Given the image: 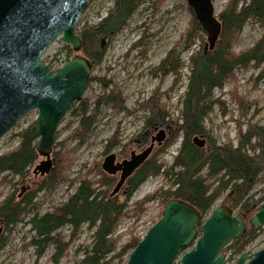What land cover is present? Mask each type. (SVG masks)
<instances>
[{"label":"trees","instance_id":"trees-1","mask_svg":"<svg viewBox=\"0 0 264 264\" xmlns=\"http://www.w3.org/2000/svg\"><path fill=\"white\" fill-rule=\"evenodd\" d=\"M143 3L144 0H116L113 10L106 19L95 27L86 26L79 33L82 39L81 55L94 64L93 70L103 63L105 57L106 48L102 47L103 39L108 37L107 42H111L127 26ZM218 20L221 26L220 33L217 41L211 45L204 39L207 33L202 29L195 14L193 15L187 33L191 42L187 43L186 48L193 47L197 38L202 40L203 46L199 53L190 58L191 76L187 91L180 103L181 109L177 121H174L165 106L161 104L158 91L140 104V108L146 114L144 130L153 126L170 127L169 130L173 126L176 128L170 138L167 136L164 143L156 147L161 148L162 153L183 136L179 154L172 164L159 163L158 158H153L151 155L124 185L125 189H129L130 198L151 177L161 176L169 182L167 189L158 190L140 204L161 201L165 205L169 200L177 199L195 206L202 217H205L226 192L228 193L225 198L226 205L232 209L239 208L243 215H252L264 202V197L256 198L257 194L254 193L260 178L264 177V124L252 122L258 112L252 115L251 120L246 119L251 113L253 103L238 97L234 92V98L240 106L241 117L247 120L244 124H241V119L238 120L237 146L231 141L219 144L206 129L207 119L220 103L214 98L215 90L221 89L226 81L234 77L235 71L239 68L255 67L256 69L264 66V39L244 52L236 54L234 51L236 41L248 22L264 24V0H231L218 16ZM142 43V39L135 43V49L142 46ZM64 49L66 60L69 61L74 51L67 45ZM182 67H184L183 63L181 64L179 56H175L173 50L160 64L159 70L178 75ZM96 80L101 82V94L95 97L94 102L87 98L82 99L74 105L76 108L72 111V115L79 118L78 126L72 133V139L78 140V145L87 141L93 133L103 109L113 108L118 113L132 114L126 107L127 98L120 88L113 86L112 80L91 76V83ZM257 80H264V69ZM243 126H247L245 131ZM31 128L17 134L20 140L18 147L0 158V174H9L3 178V183L16 187L13 181L17 177L20 178L18 184L21 185L20 190L13 188L8 197L0 203V222L3 228L11 230L24 223L27 214L31 212L32 217L25 222L34 233L29 246L35 249L38 259L53 247L55 251L52 262L59 264L68 254L71 244V242H63L60 232L68 227L72 230V239H74L83 226L87 225L88 230L92 231V243L77 249L73 264H111L113 259L120 258L118 256L110 258V256L116 250L113 238L121 219L125 217L127 206L120 203L118 195H111L117 183L116 176L100 172L98 181L80 178L74 180L73 182H78L79 186L67 202L44 215L33 213L31 211L34 206L33 201L38 192L54 189L65 182L72 185V181L66 175L68 161H65L66 157L58 153L57 149L53 153L56 163L52 171L44 177H38L39 179L32 178L25 181L29 169L40 159L35 148L38 138L32 133ZM59 135L60 133L58 138ZM147 139L144 133L138 135L139 148L146 145ZM202 142L205 143L204 147L201 145ZM119 145V131H117L108 141L104 154H109ZM57 146L63 148L62 143H58ZM109 189H112L111 193L108 192ZM257 238L259 234L255 230H250L242 239L235 241L228 250H231L232 256L241 255ZM7 243L8 238L0 233V251ZM139 243L140 241H137L130 248L134 250ZM126 251L124 249V252Z\"/></svg>","mask_w":264,"mask_h":264},{"label":"rangeland","instance_id":"rangeland-1","mask_svg":"<svg viewBox=\"0 0 264 264\" xmlns=\"http://www.w3.org/2000/svg\"><path fill=\"white\" fill-rule=\"evenodd\" d=\"M115 1L90 0L77 25V34L79 35L86 26L95 27L106 19L110 11L113 10ZM230 1H213L217 16L225 10ZM193 15L194 13L187 0H144L143 5L132 16L127 26L111 42L106 41L104 44L105 38L103 39L102 45L106 48L105 57L103 63L93 70L91 76L97 79L112 80L113 86L120 88L127 98L126 107L132 114L118 113L113 108L103 109L93 133L87 141L78 145L79 141L72 139V133L78 126L79 118L72 115V111L76 106L72 107L57 133L56 145L62 143L63 148L60 146L54 147V151L57 149L58 153L66 157L65 161H68L66 175L72 181V185L65 182L54 189L38 192L34 199V203H37V205L33 206L31 210L33 213L44 215L67 202L79 186L78 182H73L74 180L80 178L81 180L98 181L100 178L99 173L103 172L102 164L108 155L104 154L108 141L115 136L117 131H119L120 145L113 148L111 152L118 156L119 161L129 159L133 151L139 153L149 146L151 142L149 139H147V143L143 148H139L137 144L138 135L145 134L147 130L151 129L150 127L144 130L146 114L140 108V104L146 102L156 91L159 92L161 104L165 106L166 111L174 121H177L180 115V103L187 91L189 77L191 76L190 58L199 53L203 46L202 40L197 38L193 47L186 48L187 43L191 42L187 33L191 27ZM138 39H142L143 43L142 46L135 49ZM204 39L207 41V34ZM261 39H264V24L250 21L237 39L234 51L236 54L244 52L252 48ZM66 45L72 49L71 45L64 43L61 39L56 40L44 54L43 62L51 65L54 70L62 68L70 61L66 60L64 49ZM173 50H175V56H179L181 64L184 65L178 75L159 70L160 64L168 53ZM263 69L264 66L256 69L255 67L239 68L235 71L234 77L226 81L221 89L215 90L214 98L219 100L220 103L217 104L207 119L206 129L219 144L231 141L234 146L238 145L239 119H241V124H244L247 120L253 118L252 115L258 112L252 122L264 124V80H257ZM101 91L99 80L90 82L83 99L87 98L94 102L95 97L100 95ZM234 92L237 93L238 97H243L253 103V108L246 118L247 120L241 117L240 106L234 98ZM224 110H226V114H224ZM37 116V110L28 113L8 134L0 139V158L10 154L18 147L20 140L17 134L33 127ZM246 129L247 126H243V131ZM175 131L176 128L173 126L168 138ZM182 141L183 136H180L178 141L164 153L161 152V148H156L152 157H157L159 163L172 164L174 158L179 154ZM52 159L55 165L56 160L53 154ZM42 160L43 158L40 157L29 169L25 181L32 178H41V176L39 178L35 177L33 171ZM8 175V173L0 174V203L8 197L13 188H16V190L21 188V185L18 184L20 178L17 177L13 181L16 187L3 183V178ZM115 178L118 181L119 175ZM168 187L169 182H166L163 177H151L139 187L132 197H128L129 189L127 188H124L117 196L120 203L127 206L125 217L121 219L113 238L116 243V250L110 256V258L116 256L120 258L113 259L111 264H126L134 251L130 247L135 245L137 241H141L147 232L161 219L166 204L163 205L161 201L140 203L146 200L147 197L154 195L158 190L167 189ZM111 191L112 189L108 190L110 193ZM254 193L257 194L256 198L264 197V177L260 178ZM227 194V192L224 193L216 201L204 218L220 206L228 207L225 200ZM257 209L252 215L241 214L239 208L232 210L235 214L242 215L248 222L256 214ZM31 217L30 212L27 214L25 222ZM25 222L11 228V230L9 229L10 231L3 228L0 222V233L8 238L7 245L0 251V264H54L52 262L55 251L53 247H50L43 257L37 258L35 249L29 246L34 233ZM250 230H255L259 234V238L247 246L243 253L256 252L264 248V228L257 230L248 225L246 234ZM60 233L63 242H71V244L68 254L59 264H73L77 249L80 246L92 243V231L84 226L74 239H72L73 232L68 227ZM234 242H231L223 251L229 259L228 264H236L239 258V255L232 256L231 250H228ZM124 249L127 251L124 252Z\"/></svg>","mask_w":264,"mask_h":264},{"label":"water","instance_id":"water-1","mask_svg":"<svg viewBox=\"0 0 264 264\" xmlns=\"http://www.w3.org/2000/svg\"><path fill=\"white\" fill-rule=\"evenodd\" d=\"M187 1L207 33L208 44H214L221 27L214 0ZM89 3L90 0H0V139L28 113L38 111L31 131L38 138L35 148L43 160L33 171L35 177L52 171L60 125L83 99L90 84L94 64L81 55L82 39L76 32ZM58 39L71 45L75 54L62 68L54 70L42 58ZM166 138L162 128L153 142L161 146ZM155 147L153 143L141 153L133 152L122 162L115 153L105 158L103 172L120 175L112 196L120 193ZM248 225L257 230L264 228V203L247 222L226 206L203 218L195 206L171 199L162 218L134 249L127 264H228L224 249L241 239ZM236 264H264V248L243 253Z\"/></svg>","mask_w":264,"mask_h":264},{"label":"flooded vegetation","instance_id":"flooded-vegetation-1","mask_svg":"<svg viewBox=\"0 0 264 264\" xmlns=\"http://www.w3.org/2000/svg\"><path fill=\"white\" fill-rule=\"evenodd\" d=\"M107 39H108V37H105V42H103L104 44L106 43V41H107ZM104 46V45H103ZM167 134H166V136L168 135H170V131H168V129H167ZM161 134V129H158L157 128V126H153V127H151V129L150 130H147L146 131V133H145V135H146V137L151 141L150 142V145H152L153 143H155V146L157 145V141H154L153 142V139H156V138H158V136ZM144 146H142V147H140V148H143Z\"/></svg>","mask_w":264,"mask_h":264},{"label":"bare ground","instance_id":"bare-ground-1","mask_svg":"<svg viewBox=\"0 0 264 264\" xmlns=\"http://www.w3.org/2000/svg\"><path fill=\"white\" fill-rule=\"evenodd\" d=\"M111 195H112V194H111ZM33 204H34V206L37 205V203H34V201H33ZM84 226H87V225H84ZM84 226H83V227H84ZM227 246H229V244H228ZM227 246H226V247H227Z\"/></svg>","mask_w":264,"mask_h":264}]
</instances>
